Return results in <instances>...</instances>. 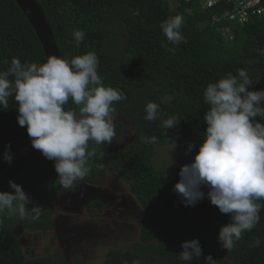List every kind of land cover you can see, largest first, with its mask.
Wrapping results in <instances>:
<instances>
[{"label": "trees", "instance_id": "trees-1", "mask_svg": "<svg viewBox=\"0 0 264 264\" xmlns=\"http://www.w3.org/2000/svg\"><path fill=\"white\" fill-rule=\"evenodd\" d=\"M57 45L60 58L93 52L98 57V75L105 87H112L126 94V99L114 102L116 109L115 139L123 133V123L134 126V140L124 149L114 151L112 144H90L96 155L89 158L87 176L78 185L99 188L105 185L107 174H112L129 188L130 195L144 212H152L169 228L178 230L186 241L199 240L202 245L201 260L211 255L217 264H264V200L259 212V222L245 232L232 250L221 249L218 233L229 223L227 214H221L205 197L196 206H185L173 191L179 176L170 182L161 178L153 165L155 149L183 143L186 153L193 157L203 143L206 130L203 117L208 106L203 102V92L210 83L237 75L238 69L248 70L253 81L249 90H264V16L252 19L244 26H233V41L227 42L219 32L221 23L214 20L220 8L199 12L194 2L185 0H36ZM176 5L175 15L170 4ZM176 15L184 18L180 29L184 41L174 45L167 41L160 25ZM81 30L84 40L76 46L73 32ZM260 50L258 52L257 50ZM13 58L21 63H45L41 46L28 21L12 0H0V71H7ZM7 61V63H6ZM165 95L174 97L163 103ZM148 102L160 105L165 118L175 116L178 125L169 130L161 120L146 121L144 108ZM8 108H0V165L5 163V146L11 144L14 156L30 140L26 126L17 123V103L9 97ZM71 102L66 109L75 108ZM264 123V118L257 117ZM167 131L166 135L165 132ZM155 136L154 144L144 143V138ZM114 139V140H115ZM195 147L188 152V145ZM22 186V190L43 207L38 219L21 218L18 213L0 215V264H68L59 257L33 258V249L22 251L17 229L28 236L47 233L54 229L53 198L71 189L63 188L54 169L53 161L40 152L22 169L0 183V192H13L8 181ZM202 191L207 193L208 189ZM33 205H27L31 208ZM86 216L98 219L104 206L94 201L85 207ZM154 228L140 226V243L133 251L110 253L103 264H190L179 258L181 247L174 243L151 245ZM254 238L260 240L254 247ZM26 256L32 258L27 259ZM73 264H80L75 262Z\"/></svg>", "mask_w": 264, "mask_h": 264}, {"label": "clouds", "instance_id": "clouds-1", "mask_svg": "<svg viewBox=\"0 0 264 264\" xmlns=\"http://www.w3.org/2000/svg\"><path fill=\"white\" fill-rule=\"evenodd\" d=\"M195 6L201 13L221 9L214 21L222 24L219 32L227 42L233 41V26L246 25L224 21L223 3L205 11ZM183 22V16L176 15L161 23L168 42L178 45L184 41L180 31ZM73 38L79 47L85 33L75 30ZM98 64L96 54L89 52L70 60L49 57L42 65L21 63L13 58L7 71H0V108L7 109L9 97H14L18 125L26 126L32 148L53 161L58 181L65 189H71L89 173V158L96 155L95 148L88 150L90 144L113 143L116 136L113 105L126 99L123 92L104 86ZM253 85L246 69H238L237 75L229 73L207 85L203 92V102L208 106L203 117L207 125L203 143L192 162L181 167L179 182L173 188L185 206L194 207L207 197L221 214L229 215V223L221 226L217 238L220 248L228 251L245 232L255 228L262 207L258 201L264 200V123L256 120L264 118V90H249ZM173 98L165 95L162 102L168 103ZM70 100L76 107L66 109ZM144 111L146 121L159 119L165 130L179 123L175 116L165 118L167 114L155 102H148ZM143 142L154 144L157 138H144ZM194 147L189 144L188 152ZM5 148L3 160L11 164V144ZM8 184L13 192H0V215L7 210L9 215L18 213L21 218L38 219L43 207L35 204L22 186L11 180ZM203 188L208 189L207 193ZM27 205L33 206L29 209ZM259 245L260 240L254 238L253 246ZM180 247L182 261L192 264L201 260L199 240L183 242ZM203 264H217V260L209 254L203 257Z\"/></svg>", "mask_w": 264, "mask_h": 264}, {"label": "rangeland", "instance_id": "rangeland-1", "mask_svg": "<svg viewBox=\"0 0 264 264\" xmlns=\"http://www.w3.org/2000/svg\"><path fill=\"white\" fill-rule=\"evenodd\" d=\"M175 8L176 5L171 3L172 15L176 13ZM122 123L123 133L114 140V151L135 143L133 123ZM192 160L193 157L186 153L184 144L177 143L171 147L155 149L153 165L161 172V178L170 182L179 176L181 167ZM94 201H99L104 206V213L98 219H90L84 210ZM52 207L55 211L52 218L53 231L24 236L23 229L16 230L21 250L24 252L33 249V258L56 261L61 257L68 264H103L110 253L133 251L140 243L141 225L154 228L155 237L151 245L174 243L180 246L186 242L178 230L162 224L154 213L144 212L130 195L128 186L110 173L106 175L103 187L79 185L54 197Z\"/></svg>", "mask_w": 264, "mask_h": 264}, {"label": "water", "instance_id": "water-1", "mask_svg": "<svg viewBox=\"0 0 264 264\" xmlns=\"http://www.w3.org/2000/svg\"><path fill=\"white\" fill-rule=\"evenodd\" d=\"M12 1L18 7L32 28L43 51L45 61H47L49 57L60 58L53 34L36 0ZM38 153L39 150L32 148L30 139L27 144L13 156L11 164L3 163L0 165V183L16 174Z\"/></svg>", "mask_w": 264, "mask_h": 264}, {"label": "built area", "instance_id": "built-area-1", "mask_svg": "<svg viewBox=\"0 0 264 264\" xmlns=\"http://www.w3.org/2000/svg\"><path fill=\"white\" fill-rule=\"evenodd\" d=\"M194 2L200 10L212 9L219 4H225L226 10L221 18L229 23L244 25L252 19L264 16V0H185Z\"/></svg>", "mask_w": 264, "mask_h": 264}, {"label": "flooded vegetation", "instance_id": "flooded-vegetation-1", "mask_svg": "<svg viewBox=\"0 0 264 264\" xmlns=\"http://www.w3.org/2000/svg\"><path fill=\"white\" fill-rule=\"evenodd\" d=\"M84 202H85V199H84L83 203H84ZM83 203H82V204H83Z\"/></svg>", "mask_w": 264, "mask_h": 264}]
</instances>
